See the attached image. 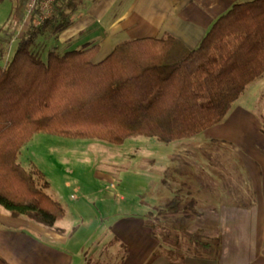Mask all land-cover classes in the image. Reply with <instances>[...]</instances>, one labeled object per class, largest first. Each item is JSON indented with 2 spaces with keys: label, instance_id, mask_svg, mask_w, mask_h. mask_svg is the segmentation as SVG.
<instances>
[{
  "label": "trees",
  "instance_id": "16d2710c",
  "mask_svg": "<svg viewBox=\"0 0 264 264\" xmlns=\"http://www.w3.org/2000/svg\"><path fill=\"white\" fill-rule=\"evenodd\" d=\"M83 5L57 0L42 24L31 20L11 60L0 66V204L14 218L48 227L65 209L47 193V180L38 183L35 176L42 179L43 172L18 161L35 134L115 144L139 136L165 143L187 139L222 122L264 74V0L233 5L196 48L166 34L123 41L97 63L98 43L63 54L51 50L44 61L33 49L37 38L57 37ZM27 7L28 0H18L11 16L16 25L26 19ZM0 32L7 36L0 39L3 52L12 34ZM168 207L177 209V202ZM0 264L11 263L0 254Z\"/></svg>",
  "mask_w": 264,
  "mask_h": 264
},
{
  "label": "crops",
  "instance_id": "0c3cea01",
  "mask_svg": "<svg viewBox=\"0 0 264 264\" xmlns=\"http://www.w3.org/2000/svg\"><path fill=\"white\" fill-rule=\"evenodd\" d=\"M246 1L251 0H84L73 23L47 40L61 54L98 43L96 63L119 43L133 38L169 34L196 48L221 15ZM263 124L264 74L245 89L224 118V157L235 159L224 167V206L219 211L204 207L214 205L207 184L198 179L200 173L183 170V160L177 159L180 155L175 151L165 156L170 172L156 182L155 201L144 202L142 213L131 214L125 224L119 220L110 226L111 236L106 233L93 241L96 226L84 229L69 220L72 208L61 195L56 200L63 205L65 215L52 227L11 214L6 223L0 220V254L11 264H104L101 253L107 249L111 257L122 252L118 264H146L159 248L162 255L153 264H264ZM185 194L196 207L188 217L198 222L191 236V243L199 249L193 257L181 253L177 237L169 243L164 240L166 232L155 235L148 214L153 206L172 200L179 205ZM74 206L75 211H81L80 205ZM160 214L165 215V211ZM207 250H211V258L205 255Z\"/></svg>",
  "mask_w": 264,
  "mask_h": 264
},
{
  "label": "rangeland",
  "instance_id": "374dc122",
  "mask_svg": "<svg viewBox=\"0 0 264 264\" xmlns=\"http://www.w3.org/2000/svg\"><path fill=\"white\" fill-rule=\"evenodd\" d=\"M17 2L18 0H0V27L7 35L12 34L9 43H4L7 44L6 51L2 52L0 47V66L11 60L17 39L30 24L26 17L22 24L16 25L11 17ZM6 38L4 32H0V39L3 41ZM47 39L39 36L33 48L44 61L47 60L49 51L54 50L51 41ZM175 151L180 155L177 159L183 160V170L200 173L198 179L207 184L214 205L204 207L219 211L224 206V167L235 159L224 157V120L193 137L170 143L162 142L156 137L139 136L129 138L122 144H115L100 139L68 138L40 132L22 148L18 161L30 172H43L42 179L35 176L38 183L42 185L46 180L49 181L51 185L47 188V193L55 199L61 195L65 198L68 207L72 208L68 211L69 220L73 219L74 224H81L84 229L91 224L96 226L94 241L105 237L106 233L111 236L110 226L119 220V224H125L128 221L126 218L131 214L142 213L144 202L155 201L156 182L170 172L166 167L165 156ZM191 155H195V164ZM111 183L115 187H111ZM152 184L156 187H151ZM183 196L179 205L175 200L177 210H172L165 204L153 206L148 214L150 224L161 235L164 232L165 236L168 235L164 239L166 242L175 241L177 237L181 253L186 257H193L198 255L196 252L199 250L191 243V236L198 222L190 219L188 213L196 212V207L191 206L186 194ZM76 204L80 205L81 211L74 210L77 209L74 206ZM161 211H165V215H161ZM7 218L11 219L10 211L0 204V220L6 223ZM134 225L138 223L134 221ZM201 239L203 240L202 237ZM161 252L159 248L156 249L150 254L146 264L155 263L162 255ZM110 255L107 249L103 251L101 262L118 264L122 252L118 257ZM205 255L211 258V250H207Z\"/></svg>",
  "mask_w": 264,
  "mask_h": 264
},
{
  "label": "built area",
  "instance_id": "2783aa9c",
  "mask_svg": "<svg viewBox=\"0 0 264 264\" xmlns=\"http://www.w3.org/2000/svg\"><path fill=\"white\" fill-rule=\"evenodd\" d=\"M57 0H28L27 18L35 25H40L52 14V9ZM35 17L33 18V16Z\"/></svg>",
  "mask_w": 264,
  "mask_h": 264
}]
</instances>
